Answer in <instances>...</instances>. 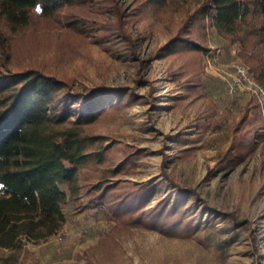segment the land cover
I'll return each instance as SVG.
<instances>
[{
	"label": "rangeland",
	"instance_id": "1",
	"mask_svg": "<svg viewBox=\"0 0 264 264\" xmlns=\"http://www.w3.org/2000/svg\"><path fill=\"white\" fill-rule=\"evenodd\" d=\"M119 4L125 39L103 8L84 33L62 17L5 28L0 71L38 69L103 105L61 227L0 264H264V118L226 80L239 65L258 82L264 45L221 34L212 0Z\"/></svg>",
	"mask_w": 264,
	"mask_h": 264
},
{
	"label": "trees",
	"instance_id": "2",
	"mask_svg": "<svg viewBox=\"0 0 264 264\" xmlns=\"http://www.w3.org/2000/svg\"><path fill=\"white\" fill-rule=\"evenodd\" d=\"M212 4L221 34L235 36L246 48L253 36L264 45V0ZM102 8L114 12L113 29L125 39L119 0H0V50L9 47L6 29L25 27L33 17H62L67 28L84 33L87 22L80 17L96 16ZM253 71L264 86V56ZM69 86L38 69L0 71V249L15 247L23 237L40 240L55 233L68 199L62 185L70 197L80 194L77 167L88 156L83 127L97 120L103 104L97 95L74 94Z\"/></svg>",
	"mask_w": 264,
	"mask_h": 264
},
{
	"label": "built area",
	"instance_id": "3",
	"mask_svg": "<svg viewBox=\"0 0 264 264\" xmlns=\"http://www.w3.org/2000/svg\"><path fill=\"white\" fill-rule=\"evenodd\" d=\"M228 92L233 95L238 91L248 90L259 104L264 118V86L258 83L244 66L237 65L235 70L227 74ZM264 131V129H263Z\"/></svg>",
	"mask_w": 264,
	"mask_h": 264
},
{
	"label": "snow or ice",
	"instance_id": "4",
	"mask_svg": "<svg viewBox=\"0 0 264 264\" xmlns=\"http://www.w3.org/2000/svg\"><path fill=\"white\" fill-rule=\"evenodd\" d=\"M39 11V9H37Z\"/></svg>",
	"mask_w": 264,
	"mask_h": 264
}]
</instances>
